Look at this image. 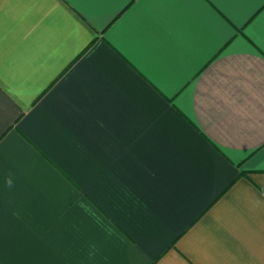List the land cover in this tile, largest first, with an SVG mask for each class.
Returning a JSON list of instances; mask_svg holds the SVG:
<instances>
[{
    "label": "crops",
    "instance_id": "crops-1",
    "mask_svg": "<svg viewBox=\"0 0 264 264\" xmlns=\"http://www.w3.org/2000/svg\"><path fill=\"white\" fill-rule=\"evenodd\" d=\"M0 264H264V0H0Z\"/></svg>",
    "mask_w": 264,
    "mask_h": 264
}]
</instances>
